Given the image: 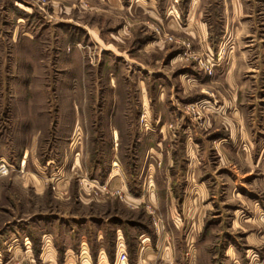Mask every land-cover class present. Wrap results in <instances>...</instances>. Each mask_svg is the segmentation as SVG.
<instances>
[{"label":"rangeland","instance_id":"1","mask_svg":"<svg viewBox=\"0 0 264 264\" xmlns=\"http://www.w3.org/2000/svg\"><path fill=\"white\" fill-rule=\"evenodd\" d=\"M201 1L213 52L166 24L190 0H0V264H53L26 230L39 252L88 216L129 264L143 231L146 264H264V0L231 38L234 0Z\"/></svg>","mask_w":264,"mask_h":264},{"label":"crops","instance_id":"2","mask_svg":"<svg viewBox=\"0 0 264 264\" xmlns=\"http://www.w3.org/2000/svg\"><path fill=\"white\" fill-rule=\"evenodd\" d=\"M155 1L157 2V0ZM170 1L174 2V0ZM202 3L203 2L201 0H190L189 10L186 16V23L184 26L178 18L180 17V15L174 13L173 17H167L166 24L170 28L174 27V29L176 30L182 29V31L187 33L198 44L201 50H204L205 52H213V44H211V40H213L211 39V25H213V22L207 21V19H205L204 12L201 8ZM224 6V12L225 14L227 13L225 29L228 33V37L231 38L233 35V31L238 28V25L240 26L241 24L245 27L247 23L245 19H247L246 17L248 16L247 12L249 11V9L241 0H234L232 4L225 2ZM179 53L180 52H177L174 54L173 57H171L172 62L175 61ZM222 97L223 96L221 92L218 91L217 97L204 98L201 99L200 102L204 104H209L212 102L218 104L219 99ZM233 124L234 126L232 125V127L226 125L225 127L219 128V131L221 132H218V135L215 136V139L220 140L222 143H224V141H230L235 144L238 131H236L237 128L235 126V122H233ZM249 148L250 151H252V149L254 150L255 145L252 144ZM230 149L231 148H229V150ZM235 149L237 152L242 149L245 150V148H243V146L241 145L234 146V150ZM262 151H264V146L262 147ZM184 167L186 170L187 164ZM82 222H85V224H80V226L74 227H69L68 225L60 226V228L64 229L65 232L63 238L65 239V243L63 245H58L56 243L54 230H41L40 241H42L43 243L45 240L44 236L49 235L50 243L47 244L48 246L46 248L45 244H43L39 252L37 249H35V246L32 245V241H29V239L31 240L29 236L30 233L28 230H26L24 235L26 236V240L24 242V244L26 245V253L33 255V258L39 259V261L43 263L50 262L53 264H113L115 260L119 257L121 251L127 250L126 248L128 247L129 240L125 235L124 229L117 224L118 221L110 220L109 223H104L105 221H102L98 224L91 225L89 224V222H92V218L88 216L86 219H83ZM109 231L114 233L113 237H111L110 239L107 236V232ZM144 232L146 231L142 232L141 239L139 243L135 246L134 253H136L137 256L136 264H146V257L149 260H156L161 257L160 253L162 252L158 250L160 253L159 255L157 253V249H160L161 245V234H157L158 237L155 240L156 244H154L151 242L149 233L146 232V234H144ZM15 234L17 235V233ZM17 237L18 236H16V239ZM23 238L24 237L22 236V239ZM167 247L168 246H166V249Z\"/></svg>","mask_w":264,"mask_h":264},{"label":"built area","instance_id":"3","mask_svg":"<svg viewBox=\"0 0 264 264\" xmlns=\"http://www.w3.org/2000/svg\"><path fill=\"white\" fill-rule=\"evenodd\" d=\"M205 69L209 72L212 73L213 72V64L210 60H206L205 64ZM7 169V168H6ZM114 264H129V260H128V254L126 251H121L119 257L116 259V262Z\"/></svg>","mask_w":264,"mask_h":264},{"label":"trees","instance_id":"4","mask_svg":"<svg viewBox=\"0 0 264 264\" xmlns=\"http://www.w3.org/2000/svg\"><path fill=\"white\" fill-rule=\"evenodd\" d=\"M133 226H137V227H140L141 229H147V225L143 224V223H132ZM148 230V229H147Z\"/></svg>","mask_w":264,"mask_h":264}]
</instances>
